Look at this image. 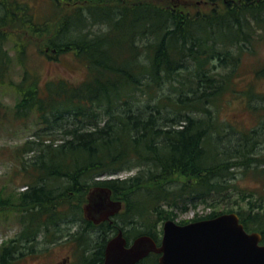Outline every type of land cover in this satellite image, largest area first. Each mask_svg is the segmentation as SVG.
<instances>
[{
  "label": "trees",
  "instance_id": "trees-1",
  "mask_svg": "<svg viewBox=\"0 0 264 264\" xmlns=\"http://www.w3.org/2000/svg\"><path fill=\"white\" fill-rule=\"evenodd\" d=\"M49 1L54 20L39 19L26 0H0V86L12 68V50L21 69L20 79L8 84L18 96L14 116L33 118L43 126L39 131L46 132L44 137L37 132L38 141L23 145V152L34 154L29 160L23 153L20 157L19 172L27 188L0 199L1 207L14 206L22 216L24 238L18 241L36 240L47 225L57 227L53 237H58L61 223L83 219L81 204L95 184L129 201L120 213L126 223H133L135 215L153 213L155 219L136 231L157 241L156 222L175 219L168 207L180 202L194 206L218 195L233 197V202L240 197V221L247 231H259L264 242V209L257 205L264 195L244 193L235 176L238 168L243 174L264 175V153L256 149L263 139H254V129L243 132L232 154L220 156V145L211 141L216 128L207 107L211 97L234 91L232 75L238 74L243 49L261 37L254 39L257 30L264 31V0ZM97 24L107 30L95 35ZM30 41L48 59L73 53L84 66L82 78L44 77L36 69L42 60L29 70L25 59ZM215 61L229 70L221 78L212 71ZM257 74L264 78V67ZM165 83L174 95H160ZM139 96L148 100L144 107L133 105ZM131 169L135 173L123 179H95ZM137 193L142 205L134 198ZM110 230L112 225L102 226L91 253H104ZM21 247L18 242L17 250ZM0 251L1 262L10 264L11 248ZM147 262L157 264L152 255Z\"/></svg>",
  "mask_w": 264,
  "mask_h": 264
},
{
  "label": "rangeland",
  "instance_id": "rangeland-1",
  "mask_svg": "<svg viewBox=\"0 0 264 264\" xmlns=\"http://www.w3.org/2000/svg\"><path fill=\"white\" fill-rule=\"evenodd\" d=\"M35 9L39 19L50 18L55 19L53 15L51 1L49 0H26ZM208 8V7H206ZM191 9H196V6H192ZM207 10H210L208 8ZM51 22V20H50ZM56 23L52 24L54 28ZM94 34L105 32L106 25H94ZM257 34H261L259 39H256ZM258 35V36H259ZM16 35H12L11 39ZM256 39L254 44L248 45V48H244L243 56L238 68V74L233 77V89L225 91L218 97H211V101L207 103V107L211 109L212 122L216 130L213 132V141L216 145H220L221 155L232 154V145H237L239 139L243 136V132H248L251 129L256 130L254 139L257 141L258 136L263 139L257 144V151L264 153V78L258 76L257 71L264 67V31L257 30ZM12 43V42H11ZM235 50V48H233ZM27 57L25 64L29 70L34 69L35 63L42 60V64L38 65L36 69L44 77L49 78H66L70 80H80L83 76L84 66L81 62H78L73 53H63L58 55V59H48L45 55L41 54L34 45L33 41L29 42V46L26 49ZM25 52V53H26ZM13 57V64L10 72H8V79L6 83L0 86V199L5 201L11 195H19L21 191L26 188L24 182L23 173L19 172L20 157L22 153L24 157L29 160L34 155L33 151L23 152V145L25 141L35 139L39 140L36 133L45 135L41 124H36L33 118L27 120H18L13 116V110H15V103L18 100V96L15 95L13 87L9 86V81L17 82L21 77V69L17 65L14 51H10ZM76 60V61H75ZM146 60H144L145 62ZM215 67L212 69L214 75L217 78H221L220 74L228 72L223 64L219 61H215ZM232 86L230 85V88ZM160 95H174L170 83H165L159 90ZM140 99L133 102L134 107H144V103H148L147 98L139 96ZM163 101H166L164 99ZM155 103V101H154ZM167 107V106H166ZM171 110V108L169 109ZM171 112V111H170ZM169 112V113H170ZM148 113V112H147ZM166 114V112H162ZM174 114V113H173ZM194 116H198V113H192ZM204 113H201L200 117ZM70 125V122H68ZM66 125V122L64 123ZM216 124V125H215ZM41 126V127H40ZM217 126V127H216ZM58 131V130H57ZM247 135H250L248 133ZM59 136V133H57ZM44 137V136H42ZM263 155V154H261ZM135 169L123 170L118 174V177L124 178L133 175ZM236 181L239 183L244 193L254 191L255 197H263L264 195V175H254L247 171L245 174L240 173L239 168L235 171ZM176 183H172L171 188H174ZM140 193H137L139 195ZM264 198V197H263ZM238 202H233L231 199L225 198L224 195L214 196L205 203H197L193 206L192 202L183 205V202L178 203L176 206L168 207L175 212L174 218L176 221L189 220L192 218H200V216L209 215L213 210L217 212L226 211L228 207H232L234 211L237 209V203H243L240 197H237ZM258 208L264 209V199L257 201ZM1 207V205H0ZM164 207L167 208V205ZM185 207H187L185 209ZM17 209H12L11 206H2L0 209V247L7 246V243L11 239H17L18 232L21 230V225L18 222L16 212ZM150 211H152L150 209ZM216 213V212H215ZM138 217V215L136 216ZM155 219L153 213L147 215L144 214L139 219L135 220L134 227L145 229L147 227L148 219ZM163 221L156 222L155 228L162 230ZM73 229H72V228ZM132 227V226H130ZM57 227L50 226V230L41 232L36 240H30L29 242L17 241L23 244V247L18 253L15 251L13 255L8 256L10 264H79V255L89 254L94 250V246L98 237L94 232H85V226L81 221H66L61 223L55 237H53V230ZM68 232V233H67ZM84 234L83 240L86 236L85 242L92 243L91 247L83 253L84 244L78 245L77 241H74L75 235ZM139 234H133V231L129 233L130 236H136ZM162 235V234H161ZM160 235V237H161ZM82 240V241H83ZM33 242V243H32ZM28 248V249H27ZM1 254V251H0ZM0 259V264H3ZM85 261V260H83ZM7 264V263H6Z\"/></svg>",
  "mask_w": 264,
  "mask_h": 264
},
{
  "label": "water",
  "instance_id": "water-1",
  "mask_svg": "<svg viewBox=\"0 0 264 264\" xmlns=\"http://www.w3.org/2000/svg\"><path fill=\"white\" fill-rule=\"evenodd\" d=\"M108 188H90L84 204L85 217L98 222L117 212L121 203L110 198ZM259 232H247L235 212L184 225L168 219L161 244L148 235L138 236L125 247L121 232L106 246L104 264H135L149 254L161 253L160 264H264V244Z\"/></svg>",
  "mask_w": 264,
  "mask_h": 264
},
{
  "label": "flooded vegetation",
  "instance_id": "flooded-vegetation-1",
  "mask_svg": "<svg viewBox=\"0 0 264 264\" xmlns=\"http://www.w3.org/2000/svg\"><path fill=\"white\" fill-rule=\"evenodd\" d=\"M116 199V198H115ZM125 203H126V200H125ZM125 208H126V205H125ZM119 218L118 217H114L112 218V220H107V224L109 225H114V226H118V224H121L119 221ZM106 221L104 222H100L99 224H94L92 222V224L95 226V227H98V225L102 224V223H105ZM115 222H117L118 224H116ZM121 228L118 227L117 228V231H119ZM122 230V229H121ZM126 230L127 229H124L122 230L123 231V236L125 237V240H126V246H129L132 241L134 240L135 237H127L126 235ZM45 231H48V230H44ZM117 233V232H116ZM16 242H17V239H12L11 241H8V248L10 247L11 250H13V248H15L16 246ZM93 243V242H92ZM90 243V244H92ZM16 250V249H15ZM13 251L9 252V255H13ZM159 256V255H158ZM158 256L156 257L157 258V261H158ZM105 254H98V253H89V254H81L79 255V261L80 263L79 264H104L105 263ZM85 260V261H83ZM44 264V263H43ZM136 264H146V260L145 259H142V260H139L138 262H136Z\"/></svg>",
  "mask_w": 264,
  "mask_h": 264
},
{
  "label": "bare ground",
  "instance_id": "bare-ground-1",
  "mask_svg": "<svg viewBox=\"0 0 264 264\" xmlns=\"http://www.w3.org/2000/svg\"><path fill=\"white\" fill-rule=\"evenodd\" d=\"M91 16V15H90ZM104 19H106V18H104ZM238 19V18H237ZM109 21V20H108ZM99 22V21H98ZM236 22V21H235ZM110 24V23H109ZM86 32V31H85ZM96 35V34H95ZM153 35H154V33H153ZM246 35V34H245ZM155 36V35H154ZM213 37V36H212ZM96 38V37H95ZM95 40V39H94ZM147 40V39H146ZM106 43V42H105ZM221 43V42H220ZM97 44H99V43H97ZM117 44V43H116ZM138 44V43H137ZM102 45V44H101ZM128 45V44H127ZM154 45V44H153ZM159 45V44H158ZM91 46V45H90ZM130 46V45H129ZM133 46V45H132ZM89 47V46H88ZM99 47V46H98ZM145 47V46H144ZM223 49V48H222ZM239 49V48H238ZM66 50V49H65ZM87 50V49H86ZM93 50V49H92ZM218 50V49H217ZM84 52H86V51H84ZM95 52V51H94ZM144 53V52H143ZM96 54H97V52H96ZM98 55V54H97ZM106 56V55H105ZM110 57V56H109ZM147 57V56H146ZM162 58H163V56H162ZM110 59V58H109ZM149 59V58H148ZM219 59V58H218ZM228 59V58H227ZM152 61V60H151ZM97 63V62H96ZM96 63H94V64H96ZM113 63V62H112ZM126 63V62H125ZM98 64V63H97ZM102 64V63H101ZM123 65V64H122ZM212 66V65H211ZM101 68V67H100ZM162 69H164V68H162ZM143 73V72H142ZM228 74V73H227ZM164 75V74H163ZM125 76V75H124ZM177 76V75H176ZM182 76V75H181ZM209 76V75H208ZM167 78H168V76H167ZM223 78V77H222ZM141 79V78H140ZM153 79V78H152ZM171 79V78H170ZM172 80V79H171ZM174 80V79H173ZM184 80V79H183ZM170 81V80H169ZM176 81V80H175ZM186 81V80H185ZM96 82V81H95ZM123 82V81H122ZM99 84V83H98ZM97 84V85H98ZM100 85V84H99ZM114 85V84H113ZM101 86V85H100ZM105 86V85H104ZM108 86V85H107ZM190 88V87H189ZM191 91V90H190ZM198 91V90H197ZM181 98V97H180ZM194 98V97H193ZM176 101V100H175ZM193 104V103H192ZM167 105V104H166ZM158 106V105H157ZM163 106V105H162ZM169 106V105H168ZM186 106V105H185ZM192 106V105H191ZM166 107V106H165ZM187 108V107H186ZM163 109V108H162ZM179 109V108H178ZM201 110V109H200ZM176 111V110H175ZM194 111V110H193ZM164 112V111H163ZM202 112V111H201ZM204 112V111H203ZM148 115V114H147ZM180 116V115H179ZM208 117V116H207ZM206 119V118H205ZM186 120V119H185ZM201 120V119H200ZM119 122V121H118ZM121 122V121H120ZM176 123V122H175ZM205 123V122H204ZM127 124V123H126ZM209 124V123H208ZM203 125H205V124H203ZM216 125V124H215ZM200 127V126H199ZM217 127V126H216ZM211 128V127H210ZM213 128V127H212ZM211 128V129H212ZM126 130V129H125ZM146 133V132H145ZM131 136V135H130ZM131 138V137H130ZM67 175V174H66ZM70 177V176H69ZM68 177V178H69ZM71 178V177H70ZM94 179V178H93ZM115 180V179H114ZM117 180V179H116ZM104 181V180H103ZM110 182H111V180H110ZM109 182V183H110ZM121 184H123V183H121ZM93 185V184H92ZM104 185V184H103ZM61 186V185H60ZM115 187V186H114ZM143 187V186H142ZM58 188V187H57ZM117 188V187H116ZM65 189V188H64ZM60 195V194H59ZM135 202V201H134ZM138 210V209H137ZM50 219V218H49ZM48 220V219H47ZM43 222V221H42ZM49 222V221H48ZM72 228V227H71ZM73 229V228H72ZM68 233V232H67ZM33 243V242H32ZM28 249V248H27ZM7 262V261H6Z\"/></svg>",
  "mask_w": 264,
  "mask_h": 264
}]
</instances>
